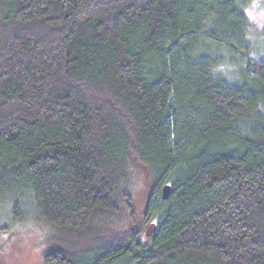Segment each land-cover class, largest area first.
<instances>
[{"label":"trees","instance_id":"trees-1","mask_svg":"<svg viewBox=\"0 0 264 264\" xmlns=\"http://www.w3.org/2000/svg\"><path fill=\"white\" fill-rule=\"evenodd\" d=\"M249 2L0 0V216L51 233L42 264H264Z\"/></svg>","mask_w":264,"mask_h":264},{"label":"rangeland","instance_id":"rangeland-1","mask_svg":"<svg viewBox=\"0 0 264 264\" xmlns=\"http://www.w3.org/2000/svg\"><path fill=\"white\" fill-rule=\"evenodd\" d=\"M244 13L248 16L250 23L247 31V37L251 42L249 57L252 60L263 59L264 0H251L244 8ZM221 64L220 74L239 82L243 81L244 62L226 59ZM217 68L219 69V66ZM132 180L130 196L136 214L139 216L145 206L149 182L142 169L133 175ZM148 225L144 227V234ZM49 234L51 233L48 230L34 224L31 220L20 224L3 214L0 216V264H42L41 255L46 248V237Z\"/></svg>","mask_w":264,"mask_h":264},{"label":"water","instance_id":"water-1","mask_svg":"<svg viewBox=\"0 0 264 264\" xmlns=\"http://www.w3.org/2000/svg\"><path fill=\"white\" fill-rule=\"evenodd\" d=\"M169 193H170V186L168 184L163 185L161 188V197L163 199H166ZM154 230H155V223L154 222L149 223L145 235L150 236Z\"/></svg>","mask_w":264,"mask_h":264}]
</instances>
